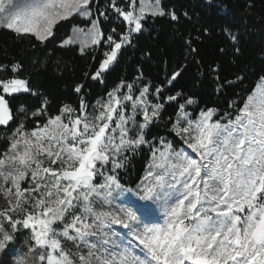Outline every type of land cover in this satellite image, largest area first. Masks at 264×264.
<instances>
[{
  "label": "snow or ice",
  "instance_id": "6c2138e0",
  "mask_svg": "<svg viewBox=\"0 0 264 264\" xmlns=\"http://www.w3.org/2000/svg\"><path fill=\"white\" fill-rule=\"evenodd\" d=\"M110 13L121 23L106 33L101 18L111 23ZM77 16L87 26L74 27L60 48L78 45L82 56L105 48L102 58L92 55L85 79L104 83L123 50L159 18L167 19L182 55L161 53L159 83L138 68L132 82L120 79L95 105L86 84L74 81L78 105L63 103L53 115L51 82L63 80L69 65L49 55L46 42ZM0 28L44 45L0 63V264H264V74L239 101H226L230 110L190 112L198 101L180 82L191 65L192 88L207 76L221 94L245 79H228L220 64L196 59L213 26L191 6L0 0ZM219 35L238 55L239 27L225 20ZM166 105L174 106L167 135L149 138ZM144 146L145 173L126 186L121 171Z\"/></svg>",
  "mask_w": 264,
  "mask_h": 264
},
{
  "label": "trees",
  "instance_id": "16d2710c",
  "mask_svg": "<svg viewBox=\"0 0 264 264\" xmlns=\"http://www.w3.org/2000/svg\"><path fill=\"white\" fill-rule=\"evenodd\" d=\"M104 2L105 0H102V3ZM121 2L122 5L126 4L124 0ZM167 2L180 11L189 10V6H191L192 10L199 14L206 24L213 26V34L204 38L196 56L197 60L202 61V65L209 61L220 64L221 75L228 79H234L233 74L245 76L243 83H237L234 87L226 89L224 93L216 94L207 76H201L197 80V87L192 88L193 79L197 76V67L195 64L191 65L185 74V79L180 83L186 91L190 90L189 94L194 95L198 101V106L195 105L194 109L196 112L206 107H215L222 111L230 110L226 101H239L241 97L246 96L250 90L255 88L259 75L264 74V0H167ZM248 5H252V7H248ZM101 19L106 33L121 23L115 13H110L111 23H109V19ZM225 20L237 25L241 31L238 55L234 54L232 47L224 43L222 36L219 35L220 27L225 24ZM86 22L87 20L78 16L62 22L54 30L55 36L46 42L48 54H54L55 58H62L69 65V73L63 80L51 82L50 112L53 115L57 113L58 107L63 103H70L74 107L78 105L79 97L72 91L74 81L86 84L84 92L87 94V102L91 105L97 99L104 98L106 92L119 83L120 79L132 82L138 74V68L143 69L146 80L159 83L163 78V66L160 65L161 53H166L165 58L171 60L180 58L183 52L179 42L174 40L166 18L156 19L154 23L150 21L151 26H146L147 31L144 35L137 36L133 42L134 46L123 50L119 63L106 75L104 83H97L85 79L84 73L94 70L92 55H95L97 59L102 58L104 47H98L94 51L90 50V54L83 56L77 50L78 45L69 46L67 49L60 48V41L70 35L73 24H85ZM117 30L119 31V28ZM34 45L38 48L44 47L34 37H20L9 30L0 28V52L8 54L7 59L0 55V63H7L17 54L35 53ZM219 48H224V52L221 53ZM149 51L152 54L151 59L145 57V53ZM241 69L244 71L241 72ZM203 70L202 66L199 71L203 73ZM173 111L174 106L166 105L163 119L158 122L160 127L153 128L149 138L157 132L160 135H167L164 123L173 114ZM31 126L29 124V127ZM5 133L6 129H0V148L5 147ZM148 162L149 152L147 146H144L130 157L128 167L121 171L122 183L127 182L126 186L135 187V184L144 175ZM4 203V200L0 198V206H4Z\"/></svg>",
  "mask_w": 264,
  "mask_h": 264
},
{
  "label": "rangeland",
  "instance_id": "374dc122",
  "mask_svg": "<svg viewBox=\"0 0 264 264\" xmlns=\"http://www.w3.org/2000/svg\"><path fill=\"white\" fill-rule=\"evenodd\" d=\"M124 2L127 3V0H124ZM81 18H82V17H81ZM83 19H85V18H83ZM85 20H86V19H85ZM87 23H88V22H86L85 24H77V23H75V24H73L72 29H73L74 27H85V26H87ZM72 29H71V33H70V35L72 34ZM70 35H69V36H70ZM67 37H68V36H67ZM67 37H66V38H67ZM91 105H95V102L92 103ZM194 106H195V105H193V106L189 109V111H190V112H194V113H198L199 111L196 112V110L194 109Z\"/></svg>",
  "mask_w": 264,
  "mask_h": 264
}]
</instances>
